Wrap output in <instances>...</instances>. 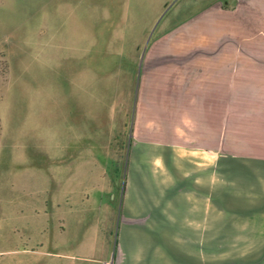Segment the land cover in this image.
<instances>
[{
    "label": "rangeland",
    "instance_id": "374dc122",
    "mask_svg": "<svg viewBox=\"0 0 264 264\" xmlns=\"http://www.w3.org/2000/svg\"><path fill=\"white\" fill-rule=\"evenodd\" d=\"M187 27L235 32L231 43L247 48L237 58L264 61V0H0V59L6 63L0 78V264H52L57 250L99 252L106 195L99 191L98 167L109 161L118 205L134 147L148 152L132 133L147 59L157 48L182 49L173 45L190 42L181 35ZM258 100L253 103L260 106ZM60 159L66 164L59 167ZM69 167L71 183L65 181ZM83 167L87 175L76 177ZM261 171L260 162L221 159L222 182L228 179L237 202L253 208L264 203ZM80 180L90 193L85 219L78 223L83 214L74 206L72 226L54 244V190L79 188ZM114 230L105 235L115 236ZM85 239L93 243L82 244Z\"/></svg>",
    "mask_w": 264,
    "mask_h": 264
},
{
    "label": "crops",
    "instance_id": "0c3cea01",
    "mask_svg": "<svg viewBox=\"0 0 264 264\" xmlns=\"http://www.w3.org/2000/svg\"><path fill=\"white\" fill-rule=\"evenodd\" d=\"M181 32L190 42L173 46L182 49L157 48L147 59L132 133L136 146L147 147L148 152L140 155L134 147L118 205L109 161H100L99 191L106 201L99 209V217H104L99 252L57 250L52 264H220L264 259V203L253 208L237 202L232 184L228 179L222 182L221 172L222 157L264 165L263 150H242L264 149V61L238 59L237 52L247 48L231 43L235 32L205 27ZM60 160L59 167L65 163ZM85 170L76 177L87 175ZM73 172L69 167L65 181L74 179ZM258 174L264 180V171ZM78 186L54 190L53 214L58 221L54 244L60 245L59 234L72 226L74 206L79 204L83 214L78 223L85 219L89 187L84 180ZM114 228L115 236L105 235ZM87 239L81 243H93ZM241 245L247 250L238 251Z\"/></svg>",
    "mask_w": 264,
    "mask_h": 264
},
{
    "label": "trees",
    "instance_id": "16d2710c",
    "mask_svg": "<svg viewBox=\"0 0 264 264\" xmlns=\"http://www.w3.org/2000/svg\"><path fill=\"white\" fill-rule=\"evenodd\" d=\"M0 56H1V53H0ZM5 71H6V63H4V61H2V60L0 59V78H1L2 76H4Z\"/></svg>",
    "mask_w": 264,
    "mask_h": 264
}]
</instances>
